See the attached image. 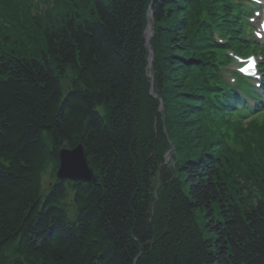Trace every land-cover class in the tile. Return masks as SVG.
Wrapping results in <instances>:
<instances>
[{
  "label": "trees",
  "instance_id": "trees-1",
  "mask_svg": "<svg viewBox=\"0 0 264 264\" xmlns=\"http://www.w3.org/2000/svg\"><path fill=\"white\" fill-rule=\"evenodd\" d=\"M15 2L0 0L16 46L0 53V264H264V128L223 139L235 102L212 90L222 93L224 51L213 32L221 16L224 31L235 28L230 7L81 0L66 16L43 0L57 16L46 25L26 23L29 6ZM33 27L29 50L18 33ZM79 145L97 184L56 182L44 195L43 173L54 176L61 148Z\"/></svg>",
  "mask_w": 264,
  "mask_h": 264
},
{
  "label": "water",
  "instance_id": "water-1",
  "mask_svg": "<svg viewBox=\"0 0 264 264\" xmlns=\"http://www.w3.org/2000/svg\"><path fill=\"white\" fill-rule=\"evenodd\" d=\"M147 46L151 49L149 42ZM153 53L151 54V59ZM58 179L95 184L96 180L89 167L87 154L82 146L74 150L64 149L60 152V169Z\"/></svg>",
  "mask_w": 264,
  "mask_h": 264
},
{
  "label": "rangeland",
  "instance_id": "rangeland-1",
  "mask_svg": "<svg viewBox=\"0 0 264 264\" xmlns=\"http://www.w3.org/2000/svg\"><path fill=\"white\" fill-rule=\"evenodd\" d=\"M68 1V3L69 4H73L74 3V0H67ZM77 4H80V2L78 1V3ZM17 5V4H16ZM41 6V9H45L44 8V4L43 5H40ZM16 8H18V10H20V8H21V6H19V5H17V7ZM30 10H31V14H30V16H32V15H35L36 16V13H37V10L35 9V6L33 7V6H31V8H30ZM34 16H32V18H33ZM150 26H152L153 27V25H152V21H151V19L148 21V24H147V27H146V29L148 30V34L146 33V36H147V41H152V39L154 38V36H152V33H150L149 34V31H150ZM30 33V32H29ZM31 34V33H30ZM31 35H34L33 33L31 34ZM32 41H33V39L32 40H29L28 38L26 39V43H28V48H29V50H32V48H33V45L31 44L32 43ZM20 46H23V45H20ZM0 53H8V54H12V50L10 49V48H7V47H0ZM23 52L25 53V52H28V50L26 49V50H23ZM150 62H151V67L153 66V58L151 59V57H150ZM66 90L69 88V83L68 82H66ZM101 112H104V109H103V111L101 110ZM164 123H165V120H164ZM258 124H260V125H262V122H259ZM164 128L166 129V126L164 125ZM252 134V133H251ZM253 135V134H252ZM251 135V136H252ZM170 152H168L167 153V155L169 154ZM166 155V156H167ZM164 158H165V160H166V162H167V164L165 163V165H166V167H169V168H175V164L173 163V154H171V156H169V157H165L164 156ZM168 160V161H167ZM161 178H160V174H158V176H157V182H158V184H155V187H157V185L159 186V187H161V185H162V182H161V180H160ZM41 180H42V189H43V191L46 193L48 190H49V188H50V186H51V184L53 183V176H52V171H50V169L47 171V172H45V173H43V175H42V178H41ZM72 201H73V192L71 191V190H69V195H68V198H67V200L65 201V203L67 204V209H68V212H69V217H70V219L72 220V221H75V218H76V214H75V209H74V207H73V203H72ZM201 221V220H200ZM138 260V259H137ZM137 260H136V262H137ZM135 262V263H136Z\"/></svg>",
  "mask_w": 264,
  "mask_h": 264
},
{
  "label": "bare ground",
  "instance_id": "bare-ground-1",
  "mask_svg": "<svg viewBox=\"0 0 264 264\" xmlns=\"http://www.w3.org/2000/svg\"><path fill=\"white\" fill-rule=\"evenodd\" d=\"M148 34V33H147ZM149 34H150V31H149Z\"/></svg>",
  "mask_w": 264,
  "mask_h": 264
},
{
  "label": "snow or ice",
  "instance_id": "snow-or-ice-1",
  "mask_svg": "<svg viewBox=\"0 0 264 264\" xmlns=\"http://www.w3.org/2000/svg\"><path fill=\"white\" fill-rule=\"evenodd\" d=\"M242 71H243V69H242Z\"/></svg>",
  "mask_w": 264,
  "mask_h": 264
}]
</instances>
